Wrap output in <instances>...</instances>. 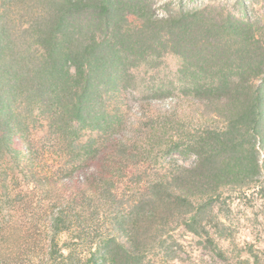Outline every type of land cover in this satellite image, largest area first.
Wrapping results in <instances>:
<instances>
[{
  "label": "trees",
  "instance_id": "1",
  "mask_svg": "<svg viewBox=\"0 0 264 264\" xmlns=\"http://www.w3.org/2000/svg\"><path fill=\"white\" fill-rule=\"evenodd\" d=\"M169 54L176 76L147 81L142 101L166 108L126 126L123 81L144 84ZM183 146L190 165L172 156ZM261 148L264 35L251 23L210 6L158 15L148 0H0L1 182L31 204L78 189L49 207L43 264H168L174 223L223 256L233 197L264 196ZM133 165L143 172L119 192L117 171ZM16 227L0 218V244ZM243 250L264 264L255 243Z\"/></svg>",
  "mask_w": 264,
  "mask_h": 264
},
{
  "label": "rangeland",
  "instance_id": "2",
  "mask_svg": "<svg viewBox=\"0 0 264 264\" xmlns=\"http://www.w3.org/2000/svg\"><path fill=\"white\" fill-rule=\"evenodd\" d=\"M148 3L158 15H167L181 8L210 6L216 14H232L239 20L251 23L254 30L264 35V0H148ZM180 64L181 61L176 56L169 54L160 58L158 68H154L150 72H142L137 79L146 78L144 84L136 83L135 85L134 74L123 81L122 85L124 93H126V126L134 128V125L136 127L139 121L144 120L146 113L158 114L166 108L163 101L159 99H152L151 106L142 102L144 96L151 93L146 84L153 78L158 82L175 77ZM260 82L258 81V83ZM90 135H92L90 131H83L82 140L88 139ZM38 146L43 151L50 150L48 144L43 143ZM260 150L263 157L264 148ZM172 156L176 162L185 165H190L197 159V155L188 146H183ZM166 160L171 162L170 158ZM140 172L143 170L134 167V165L126 171H117L120 177L116 186L118 191L124 192L129 190L128 186H134V176L132 175ZM1 179L0 177V218L7 225L15 224L17 230L9 241L0 244L3 246L4 254L0 264H43L47 256L48 235L46 229L49 224L47 219L49 207L57 196H68L78 189L60 185L55 187V193L49 195L45 192H36L35 194L30 192V195L33 194L31 197L33 204H31L27 201L26 195L19 196L18 192L22 189L21 186H17L14 182L3 184ZM23 192L25 193V191ZM228 221L234 228V237L231 240L221 239L218 241L224 251L223 256L217 255L207 245L204 238L188 231L184 224L174 223L172 235L176 239V244L172 249L177 258L168 264H241V260L246 258H250L249 264H253V258L243 250V246L245 241L253 242L256 248L264 252V196L262 193L255 189L233 197ZM93 226H98V224ZM154 261H156L155 264H167L160 260V256L157 254L154 256Z\"/></svg>",
  "mask_w": 264,
  "mask_h": 264
}]
</instances>
